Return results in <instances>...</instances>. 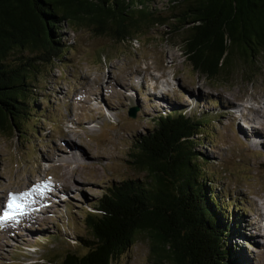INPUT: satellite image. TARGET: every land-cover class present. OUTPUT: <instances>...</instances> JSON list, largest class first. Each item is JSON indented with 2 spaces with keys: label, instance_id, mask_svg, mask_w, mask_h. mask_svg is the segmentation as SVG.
Returning <instances> with one entry per match:
<instances>
[{
  "label": "rangeland",
  "instance_id": "rangeland-1",
  "mask_svg": "<svg viewBox=\"0 0 264 264\" xmlns=\"http://www.w3.org/2000/svg\"><path fill=\"white\" fill-rule=\"evenodd\" d=\"M60 34L70 50L37 75L27 134L0 132V216L10 194L31 193L0 224V264H64L68 254H84L77 241L90 237L86 212L112 184L146 179L135 164L138 141L171 108L211 122L200 128L197 162L244 221L247 264H264V72L253 82L238 71L209 81L183 54L184 34L160 26L125 43L66 25ZM251 124L262 146L249 136ZM114 264H154L147 234Z\"/></svg>",
  "mask_w": 264,
  "mask_h": 264
},
{
  "label": "trees",
  "instance_id": "trees-1",
  "mask_svg": "<svg viewBox=\"0 0 264 264\" xmlns=\"http://www.w3.org/2000/svg\"><path fill=\"white\" fill-rule=\"evenodd\" d=\"M0 0V132L26 135L37 107L33 88L43 69L64 57L66 25L125 43L154 27L183 33V54L209 81L233 72L253 82L264 72V0ZM204 119L173 110L138 141L135 164L145 180L112 184L86 212L85 253L64 264H114L139 233L154 264H247L244 231L227 197L214 189L196 152ZM210 125V124H209ZM28 128V126H27ZM36 133L35 130H31ZM236 206V205H235ZM234 206V207H235ZM45 264H57L48 261Z\"/></svg>",
  "mask_w": 264,
  "mask_h": 264
},
{
  "label": "snow or ice",
  "instance_id": "snow-or-ice-1",
  "mask_svg": "<svg viewBox=\"0 0 264 264\" xmlns=\"http://www.w3.org/2000/svg\"><path fill=\"white\" fill-rule=\"evenodd\" d=\"M45 187H47V185H45ZM29 195H31L30 192L23 193L21 194V196H18L16 194H10V199L7 204V208L9 209V211H5L3 213V216H0V224H3V222L9 221V220L15 219L17 213L22 211V208H23V205L19 203L18 201L22 197H27Z\"/></svg>",
  "mask_w": 264,
  "mask_h": 264
},
{
  "label": "bare ground",
  "instance_id": "bare-ground-1",
  "mask_svg": "<svg viewBox=\"0 0 264 264\" xmlns=\"http://www.w3.org/2000/svg\"><path fill=\"white\" fill-rule=\"evenodd\" d=\"M120 86H123V83H120L119 84ZM159 97V99H162L163 100V97H161L160 95L159 96H157L156 98H158ZM96 99V98H95ZM173 111L172 110V108L171 109H169L167 112H169V111ZM253 110V109H252ZM257 110H259V109H256L254 112L256 113V111ZM170 111V112H171ZM169 112V113H170ZM259 119L261 120V122H262V118L260 117V115H259ZM252 123V122H251ZM262 123H264V122H262ZM247 130H248V132L250 133L249 134V136H250V138L252 139V142L255 144V143H258L260 146H262L263 144H262V140H261V136H263V134L261 133V134H259L260 136V141H256V140H254V134L253 133H255V130L253 129V124H251L250 125V128L249 127H247ZM258 136V135H257ZM67 141V140H66ZM259 142H261V143H259ZM66 143V142H65ZM76 145V144H75ZM61 148V147H60ZM72 149V148H71ZM76 149V148H75ZM72 150H74V149H72ZM62 151V150H61ZM59 152V151H58ZM61 155V154H60ZM74 156V155H73ZM75 158V157H74ZM33 185V184H32ZM29 186H31V184L29 185ZM29 186H27L28 188H30ZM22 191H24V189H22V190H19V191H17L18 193L19 192H22ZM11 193V192H10ZM6 199H7V197H5ZM9 198V197H8ZM258 224V223H257Z\"/></svg>",
  "mask_w": 264,
  "mask_h": 264
},
{
  "label": "water",
  "instance_id": "water-1",
  "mask_svg": "<svg viewBox=\"0 0 264 264\" xmlns=\"http://www.w3.org/2000/svg\"><path fill=\"white\" fill-rule=\"evenodd\" d=\"M129 115H130V117L135 118L136 115H137V109H133V110H131V112H130Z\"/></svg>",
  "mask_w": 264,
  "mask_h": 264
}]
</instances>
